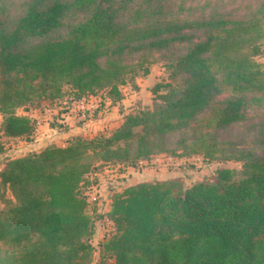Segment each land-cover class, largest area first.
Here are the masks:
<instances>
[{"label":"trees","instance_id":"16d2710c","mask_svg":"<svg viewBox=\"0 0 264 264\" xmlns=\"http://www.w3.org/2000/svg\"><path fill=\"white\" fill-rule=\"evenodd\" d=\"M229 6L227 0H28L14 12L0 1L6 138L36 140L38 121L18 114L36 100L94 95L114 105L122 87L137 88L139 73L149 74L154 55L170 69L168 82L150 89L152 107L123 114L111 134L71 136L64 146L51 143L1 165L0 264H91L88 175L99 165L135 167L176 151L207 162L240 161L241 168H217L189 186L177 177L114 193L100 215L111 223L98 243L100 258L264 264V66L255 60L264 0H245L235 12ZM239 124L258 135L228 139L226 131Z\"/></svg>","mask_w":264,"mask_h":264},{"label":"rangeland","instance_id":"374dc122","mask_svg":"<svg viewBox=\"0 0 264 264\" xmlns=\"http://www.w3.org/2000/svg\"><path fill=\"white\" fill-rule=\"evenodd\" d=\"M6 1L9 7L14 12H19L23 3L28 0H0ZM232 6L228 9L235 12L237 8L242 9L243 4L238 7L234 4L233 0H227ZM245 12V11H242ZM240 16L241 12H236ZM260 52L255 57L258 63L264 66V38L260 42ZM184 49L181 50L182 53ZM154 63L150 66L148 76L141 73L136 77V86L134 88L139 90L137 84H140L142 91L135 95L131 85L122 87L124 90V105L116 107L109 106L106 101L100 96L91 95L80 102H71L65 94L62 100L49 102L47 100H36L31 109H36L38 117V131L37 136L50 134L53 139L52 144L66 145L67 135H63L68 130V133L75 132L83 138H92L97 134L109 135L111 134L118 124L121 122V113L127 114L130 112H137L140 109L152 107V94L150 89L157 83L168 82L170 69L168 68L167 61L162 55L156 54L153 56ZM67 91V90H66ZM100 94V93H98ZM88 99V100H87ZM82 102V103H81ZM108 102V101H107ZM25 111L18 110V114L23 115ZM67 125L66 130L49 129L50 126ZM70 131V132H69ZM255 134L258 135V129L249 128L247 124H239L232 126L226 131V137L233 141H238L240 138H251ZM37 145L32 148L25 145L20 139H10L0 134V163H4L9 159H16L24 157L36 149L37 152L42 149L43 141L36 139ZM35 141V142H36ZM173 142V141H172ZM173 143L169 144V148L173 150ZM41 148V149H40ZM174 157L165 154H159L151 157L147 161H141L135 167L123 164H104L99 165L94 171L88 175L91 181V186L87 190V199L89 203V211L92 213L95 222L94 233L92 236V244L94 246V253L91 264H114L110 258L101 259L99 253L98 243L102 241L104 234L111 227L108 220L100 219L103 212H107L110 208L111 197L114 193L121 191L125 186L142 180L160 179L165 180L173 177L181 178L185 185L189 186L195 182L210 179L213 177L217 168H241L240 161L234 160H221L207 162L203 161L200 156H192L185 158L181 157V151H176ZM1 167V166H0ZM6 196H10L7 192ZM6 208L5 202L0 198V210Z\"/></svg>","mask_w":264,"mask_h":264},{"label":"crops","instance_id":"0c3cea01","mask_svg":"<svg viewBox=\"0 0 264 264\" xmlns=\"http://www.w3.org/2000/svg\"><path fill=\"white\" fill-rule=\"evenodd\" d=\"M148 76V75H147ZM138 85V87H139V90H136V89H134L133 90V92L135 93V95H137L138 93H140L141 91H142V86L140 85V84H137ZM124 92V90L122 89V93ZM123 96H124V93H123ZM88 98V97H87ZM88 100V99H87ZM103 101H106L105 103H107L109 106H112V107H116V105H119V106H122V105H124V97H123V99L121 100V102H119V103H117V104H114V105H112L111 103H110V101L108 100V99H103ZM108 101V102H107ZM79 102V101H78ZM118 106V107H119ZM37 110L36 109H31V110H29V111H25V113L23 114V115H27V116H29V117H31V118H34V119H36L37 121H39L38 120V117H37V112H36ZM118 111H119V109H118ZM119 113H120V111H119ZM121 117V122L118 124V126L116 127V128H118L120 125H121V123H122V120H123V113H121V115H120ZM1 123H2V116H1V114H0V134H2V132H1ZM39 123V122H38ZM49 129H55V128H53V127H51L50 125H49ZM57 129V128H56ZM38 131V130H37ZM70 132V131H69ZM50 134H47L46 136H44V134L43 135H41L40 134V136H37L36 137V139L38 140V139H40L41 141H43V146H46V145H48V144H51L52 143V141H53V139L49 136ZM64 136L65 135H67L68 137H67V140L71 137V136H75L76 134H75V132H73V133H68V130L66 131V132H64V134H63ZM10 139H20V138H10ZM25 145H27V146H29V147H33V146H36L37 144V141L35 142H30V143H28V142H26V141H24V140H22V139H20ZM55 145H57V144H55ZM58 146H62V145H58ZM64 146V145H63ZM43 148V147H42ZM41 149V148H40ZM33 151H36L37 152V150L34 148V149H32ZM3 163H0V166L2 165ZM170 178V177H169ZM168 178V179H169ZM173 178H176V177H173ZM171 179V178H170ZM152 180H160V179H152ZM166 180V179H165ZM142 181H150V180H142ZM139 182H141V181H139ZM136 183H138V182H136ZM133 184H135V183H133ZM132 185V184H131ZM109 210V209H108Z\"/></svg>","mask_w":264,"mask_h":264},{"label":"built area","instance_id":"2783aa9c","mask_svg":"<svg viewBox=\"0 0 264 264\" xmlns=\"http://www.w3.org/2000/svg\"><path fill=\"white\" fill-rule=\"evenodd\" d=\"M82 103V102H81Z\"/></svg>","mask_w":264,"mask_h":264}]
</instances>
